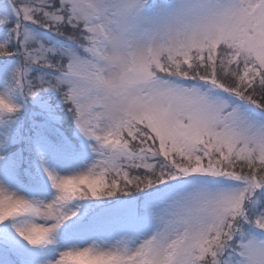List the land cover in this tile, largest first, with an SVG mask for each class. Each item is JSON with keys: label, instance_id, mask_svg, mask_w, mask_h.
Returning <instances> with one entry per match:
<instances>
[{"label": "snow or ice", "instance_id": "1", "mask_svg": "<svg viewBox=\"0 0 264 264\" xmlns=\"http://www.w3.org/2000/svg\"><path fill=\"white\" fill-rule=\"evenodd\" d=\"M0 264H264V0H0Z\"/></svg>", "mask_w": 264, "mask_h": 264}]
</instances>
